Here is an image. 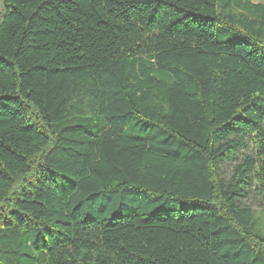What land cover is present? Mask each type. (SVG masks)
Returning a JSON list of instances; mask_svg holds the SVG:
<instances>
[{
  "label": "trees",
  "instance_id": "1",
  "mask_svg": "<svg viewBox=\"0 0 264 264\" xmlns=\"http://www.w3.org/2000/svg\"><path fill=\"white\" fill-rule=\"evenodd\" d=\"M1 5L0 264H264V3Z\"/></svg>",
  "mask_w": 264,
  "mask_h": 264
},
{
  "label": "rangeland",
  "instance_id": "2",
  "mask_svg": "<svg viewBox=\"0 0 264 264\" xmlns=\"http://www.w3.org/2000/svg\"><path fill=\"white\" fill-rule=\"evenodd\" d=\"M251 2L253 3H264V0H250ZM2 5H1V0H0V18H1V15H2ZM254 218H255V221L259 224L262 225V227L264 228V210H263V213L260 212V210H255L254 211ZM263 232H264V229H263Z\"/></svg>",
  "mask_w": 264,
  "mask_h": 264
}]
</instances>
